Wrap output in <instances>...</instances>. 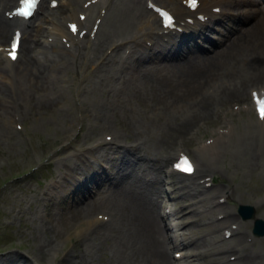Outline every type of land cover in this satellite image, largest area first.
Listing matches in <instances>:
<instances>
[{"label": "bare ground", "instance_id": "1", "mask_svg": "<svg viewBox=\"0 0 264 264\" xmlns=\"http://www.w3.org/2000/svg\"><path fill=\"white\" fill-rule=\"evenodd\" d=\"M15 1L16 0H0V44L5 39L8 27H18L22 33L19 46V57H17L14 62H9L5 58L6 61L4 60V62L0 63V114H5V110L3 109L8 107L6 106L8 105V100H13V102L16 98L19 100L18 96L21 97V93L26 95V97H24L26 101H30V98H33L31 93H39L38 100L36 99L30 103L31 109L40 105L49 106V102L45 101L46 99L43 100L40 98L45 97L47 93L52 95L57 89L67 87V71L71 70L73 72L75 70L76 73L78 69L81 68L83 72L86 69L85 66L89 62V59L91 63L95 62L93 57L97 54H94L91 58L89 54L94 51L96 52L107 42H110L108 44L111 45L109 46V51L113 53L106 56L107 53L101 51V53L99 52L98 56L94 58H100V60L106 58L115 65L112 69L113 71H109L110 77L107 74L109 72L106 70L109 79H114V81L109 85L110 88H102L104 92L108 93V91L112 89V84L120 83L121 80L123 81V71L135 67V71L138 72L137 79L139 80V84H143V86L149 87L160 94L158 101L161 102L164 110L171 106L173 108L177 107L176 109L186 110L191 114L192 112L195 114L201 113L204 114L205 117H208L214 110L211 104H214L215 101V105H218L230 96L237 98L243 97L246 93L244 81L249 77L245 73V67L248 65V57L254 62L252 63L254 65L252 66V71H250L253 72L251 77H264V26H262L264 20L254 11L240 10L239 4L243 3V1H235L232 3L235 15L237 16L239 13H242L243 20L253 17L254 21H252L250 25L239 27L237 30L238 23H242L243 20L237 19L236 21L238 23L235 22V24L230 22L231 26L228 28L229 30L225 38L228 45L224 50L219 49L213 52V54H209L206 61L203 62L202 68H199L197 66L198 64L195 62L197 61L196 57L198 55L192 57V53L202 46L193 45V42L194 40L202 38L208 33V30H216L217 28L204 29L198 34V31L202 29V25L196 24L190 28V31L194 33V38H190L188 41L176 42L171 45L172 48L177 49V52L173 50V53L170 54L169 50L160 53L161 49H164L157 45L147 51L151 45L147 47L143 43L150 39V35H144L143 37L140 35L137 37V33L143 29L145 23L149 24V28L155 29L156 20L149 12L153 21H145L142 14L144 13L142 12L143 7L140 5L142 1L106 0V3L100 6L103 7L105 11L103 14H100L99 9H97V3H91V5L89 4L90 6H85L83 0H64L63 10H65L66 13L62 16L60 23L55 25L53 28L54 30L50 27L47 28V21L41 17H38L39 20L36 22L34 20L31 22L29 20L24 21L22 19L15 20L6 18L3 15V11H9ZM49 1L50 0H41L38 5V11L39 9L54 11L53 8L48 6ZM201 1L207 3L209 0ZM166 2H168V4H164L163 7L167 8L172 13L174 12L176 18H181V16L184 15V11L181 9L182 7H179L176 0H166ZM58 5L60 4L56 1V6ZM56 6L54 8H56ZM75 11L76 16L79 12H85L86 16L84 20H79L77 17L74 19L75 17L73 16ZM97 17L100 19L97 36L91 43L89 50L85 52L87 50L86 41L81 43L78 38L69 34L66 27H63L62 22L64 21L65 23L66 21L76 20L79 26L85 27L89 25L92 18L96 19ZM47 19L52 21L48 16ZM158 26H160L159 21ZM100 28H102L101 33L99 31ZM234 30H236L235 34ZM55 31H60L59 35H55ZM44 33L48 35L51 33L54 35L52 44L42 39ZM61 36L67 38L66 42H70V47H65L64 43L59 40ZM113 36H116V38L113 39ZM138 39H141V41L138 42ZM216 41L217 40H209L210 43H216ZM29 43H31V45H29ZM132 43L136 44L131 46ZM169 46L170 44L168 47ZM125 49H128V51L125 52ZM148 53L150 54L148 55ZM111 56L113 57L110 59ZM158 57L165 58V62L162 65L157 68H152L155 64L142 65L141 67L144 70L142 69V72H140V64L138 63L145 59L155 60V58ZM166 59L168 61H166ZM130 61L133 62L131 63ZM56 68L60 69V72L56 71ZM145 72H148L149 75H147L148 73L145 74ZM227 72L233 74L232 81H226L220 86L218 91L211 95L207 96L205 89L202 91L203 84L212 81L214 78L221 81ZM52 81H60L61 83L57 88ZM137 88V86H134V91L132 93L133 97L140 94V90ZM33 90H35V92H33ZM80 90L91 97L96 95L95 89L89 87L88 81L81 83ZM110 96V100L107 99L105 103L101 104L96 109L95 122L91 125V128L97 132L101 128H105V126L101 124L102 119H106L104 117L105 112L107 113L108 110H114L116 100H114L115 98L114 96L112 97V94H110ZM56 100L55 98V101ZM199 100H201V102ZM136 101L144 103L145 100L136 97ZM26 105H29V103ZM10 107L16 108L21 112L23 111L22 107L15 103L11 104ZM170 108L169 110H171ZM130 109H132V107ZM152 109H155V107ZM6 118L7 115H0V134L2 130L5 131V129H8ZM167 119L169 120V118ZM149 120L152 119H148V121ZM164 123L166 125V122ZM158 124L156 126H158ZM165 125L162 126V128L165 127ZM252 127L253 126H251L249 122H239L236 126L232 127V132L230 129L225 139L221 140V148L224 151L226 150V152L224 153L219 150L220 155L214 150H211L212 153L220 158L225 156H227V158H232L233 155L239 153L247 163V166H258L260 158L263 157L258 150V142L254 141V139L257 138L258 134H264V129L258 131L255 137ZM88 128H90V125L87 126V129ZM155 130H153V132ZM158 130H160V127ZM138 131L139 130H137V132ZM112 132L113 144L108 148L102 149L97 147L98 145L93 144H89L85 147L78 146L74 150L75 152H71L67 157L60 159V162L64 166V171L58 173L56 177L57 179H61L62 175L63 177L70 175L74 179V174L77 171L83 175L81 180H83V182L85 181L86 188L81 189L76 195L75 198L77 201L85 197L83 193L84 190L90 193L95 189L101 192L113 190L112 197L105 196L102 200L97 201L99 204L94 201L85 202L83 206H79L83 207L82 210H76V207L72 210L74 215L81 211L89 210L91 206L104 208L103 210L108 217L107 220L99 221L91 217L88 221H91L92 225L88 227V235L86 237L96 238L97 240H99V238L107 241L109 240V247L111 248L110 253H112L110 256H112L113 264H171L169 249L172 247H181L183 249V254H185L183 260L187 261L185 264H264V252L251 244L253 242L251 238L248 239V241H250V243H248L247 238L245 239L241 237V235H238L235 241L231 243L228 242L235 234L241 232L239 230L240 226L238 221H230L237 223L236 229L232 232L231 237H229L230 239L226 240L218 236H216V239H213L212 236H210L213 231L217 234V231L219 232V228L222 226V223L220 224L218 221L214 222L213 219H215V217L211 219L210 211L214 208H221L224 204H227L228 200H232L227 190L221 189V193L219 192V195H216L217 197H223L222 202H219L215 200L217 198L216 196H211V194L215 193L213 190L208 191L207 188L201 189L194 179H189L181 174H175L165 170L164 166L168 162L169 155L167 152L165 153V150L160 151V149L167 141H158V139L152 141L149 139L150 142L148 146H145L144 140H142L140 134L136 132L133 134L138 136L136 138L141 139H139L140 142L133 141L135 139H132L129 140L130 144H125L123 141H125L126 133H122L121 130V134H119L118 131H116L117 133L114 131ZM79 134L80 133H77L79 136L78 139H83V141L86 142L89 134L87 132L82 135ZM57 140L60 142L61 137H58ZM96 149L98 152L94 151ZM210 149L215 148L212 147ZM86 151L92 155L90 158L87 157L80 160L79 156ZM205 158H209V156L207 155ZM75 159L77 160L74 162ZM198 161L200 163H207L210 162V159L202 161L198 158ZM89 162H93L95 166L93 167L91 164H88ZM109 168L111 170H109ZM139 169L142 175H137L135 173L138 172ZM250 170H252V168ZM209 175L212 176L211 174ZM119 179H121L123 183V185L121 184L122 188L115 186L116 190L112 189ZM104 183H108V185H112L113 187L106 186ZM100 185L102 186L98 188ZM47 187L51 186L47 185ZM136 187H138V189H136ZM53 194L55 197L57 196V193L54 191ZM200 194L205 195L200 196ZM209 201L213 204V207L209 208L207 205V207H204ZM103 202H105V204H100ZM162 205L163 207L169 206L170 212L162 213V210L160 211ZM92 207L90 208L91 210L93 209ZM91 210H89V212ZM186 210H189L188 213L185 212ZM218 212L223 214V218H221L222 222H224L225 219H231L233 216L231 210H220L216 213ZM84 213L83 215L87 214V212ZM56 220L59 221V219ZM56 220H50L47 223V221L43 219L42 224L43 226L50 225V231H53ZM163 220L168 229L165 233L162 232L163 225L161 221L163 222ZM61 221L64 222L63 219H61ZM197 224L200 226H196ZM209 226L213 227V230H211ZM84 231H86V229L83 230V232ZM37 237V240L33 243V247L29 250L28 258L20 257L16 253H8L4 255L6 264H36V262H43L44 260L47 264H51L50 255L48 256L47 250L49 247L50 249L52 247L54 248L55 245L52 244L53 246L51 247V238L48 235L42 234L41 238L39 236ZM262 240H264V238ZM85 244H83V247H79L80 249L78 248L77 252L81 255V262L88 261L87 257L91 262L90 257L93 254L91 247L92 241L85 242ZM167 244H170L172 247L170 246L168 249ZM97 245L99 246V243H97ZM56 249L57 248H55V250ZM232 250L234 253H229L228 256L234 254L233 259H236L234 262H230V260H227L224 256V253ZM67 253L68 251L64 252L59 258L55 256L52 259V263L60 264V258L63 259ZM71 253L73 256L77 255L76 251H71ZM94 257L95 256H93V258ZM81 258H79V260ZM3 264H5V262H3ZM89 264L93 263L91 262Z\"/></svg>", "mask_w": 264, "mask_h": 264}, {"label": "rangeland", "instance_id": "2", "mask_svg": "<svg viewBox=\"0 0 264 264\" xmlns=\"http://www.w3.org/2000/svg\"><path fill=\"white\" fill-rule=\"evenodd\" d=\"M88 1H90V0H88ZM139 1H141V0H139ZM158 1L160 3L165 2L166 4H168V2H166V0H158ZM107 5H109V4H107ZM140 5L142 6L143 2ZM63 9H64V0H60L59 8H57L54 11H44L42 9H39V16L38 17L43 18L45 21H47L48 24H51L50 28H52V30H54L53 29L55 27L54 24L56 25V24L60 23L62 16H64V14L66 13L65 10H63ZM142 12H144L142 14L145 15V17H149L148 12H145L143 9H142ZM47 16L49 18H51L52 21H49L47 19ZM38 17H37V21L39 20ZM237 19L243 20L242 13H239V15H237V16L235 15V18L232 19L231 23H234V24H235V22L238 23L236 21ZM252 21H254L253 17H249L248 19L243 20L242 23H238L236 30L239 27H245L247 25H250L252 23ZM9 29H10V27H8L7 33L9 31ZM101 30H102V28L99 29L100 33H101ZM236 30H234V34L236 33ZM89 31H90V28L88 29V32ZM211 31H214V29L208 30L209 33ZM59 32L60 31H57L55 33V35H59ZM46 35H48V34H46ZM48 36L51 37V40L50 41L45 40V41L52 44V38L54 37V35L50 33ZM87 36H88L87 34L84 35L83 39L87 40ZM89 38H90V36H89ZM115 38H116V36H113V39H115ZM42 39H44V38L42 37ZM109 43L110 42L104 43V45L102 47H100L101 50L99 48L97 50L98 52L94 51L95 53L94 52L90 53L89 57L91 58L94 56V54H97L96 56L93 57V60H94V58H96L98 56L99 52L101 53V51H104V49H106L109 46L108 45ZM29 45H31V43H29ZM199 50H201V49L194 51L192 53L193 54L192 57H195L196 52ZM127 51H128V49H125V52H127ZM104 52H106V51H104ZM149 54L150 53H148V55ZM112 57L113 56H111L110 59ZM160 59H163L165 61V59L163 57H160ZM206 59H207V57L205 58L204 62L206 61ZM247 60H248V62H247L248 65L245 67V73L249 77L246 78V80L244 81L245 89H246L247 85H249L253 82H254L253 84H255L256 81H258V82L261 81L264 84V77H260V78L251 77L253 72H250V71H252V66H254L252 63H254V62L251 61L250 57H248ZM144 61L145 60L138 63V64H141L139 67L141 70L140 72H142L143 68L141 66L142 65L144 66ZM1 62H4V60L2 58H0V63ZM90 62H91V60L89 59L88 63H90ZM130 62L132 63L133 61H130ZM88 63L86 65H88ZM93 63L89 64V66L93 65V66H91L90 69H92V68L98 69L99 68L98 70H95L91 73L87 72V73H85L86 75L83 73L82 75L79 74V75L75 76L74 73H72V75H74V76L71 77L72 79L69 78L70 82L68 81V86L65 89H63V88L57 89L56 94L53 95V97L57 96V97H55L57 100L63 99L62 101L65 102L68 106L73 105V107L75 108L73 113H74V115H76V120H78V122L83 120L85 116L87 117L86 119H84L82 121L81 131L85 130L84 126H87V124L89 122H93V120L90 116V113L83 116V111L80 110L81 109L80 107L82 105V101H81V99H80L81 97L78 95V91H77L78 90L77 86L79 84L78 81L79 80H87L90 85L92 84L91 87L93 89H95L96 92L100 91V89L101 90L105 89V87L107 88L112 83V81H114V80L109 79V77H110L109 71H113L112 69L114 67L112 64H110L111 62L106 63V64H102V65L101 64L98 65V62H95L94 64ZM155 63H156V60L151 59L149 61V63H146V64L150 65V64H155ZM146 64H145V66H146ZM95 65L96 66L98 65L99 67L98 66L96 67ZM136 66H137V64H136ZM88 67L86 69L88 71H90V69ZM106 70L109 73H107ZM135 70H136L135 67H132L131 69H129L127 71H123L122 72L123 81L121 80L120 83L112 84L111 85L112 89L110 90L111 93L110 92L108 94L100 93L101 95L96 94V95H99L98 101H103V103H105V101L107 99H109V100L111 99L110 94H112V97L114 96V98H115L114 100H116V103L114 104V106H115L114 110L113 111L108 110L107 113L105 112L104 117L106 119L103 118L101 121V124L104 123L106 125V123H107V125L110 126L109 127L110 129L116 130L118 132H120V130H121L122 133H126L127 134L126 138H125L126 144L127 143L129 144L130 143L129 140H132V139H135L133 141H136V142H140V140L142 139V140H144L145 146H148V143L150 142V140L154 141L155 139H158V141H167V143H165L163 146H161L160 151H164V150H166V148L168 149V147H170L171 145L174 146L175 145L174 142H176L178 145H180L184 149L193 150V148L191 146V141L193 139L198 138V136H202L203 138L206 137L205 134H201L198 132L204 131V130L209 131L212 129V126L210 124H205V125L203 124V125H201L200 129L196 132V131H194L195 126L192 124L193 123L195 124L196 120L200 119V118L205 119L204 122L206 123V120L211 119L212 117H216L218 115L214 111H216V109H219V108H215V107H219L221 104L228 103L229 101H231L233 99H238L237 97H231L230 96L218 105H214L215 104V102H214V104H211V106L213 105L212 107H214V110L212 111V113L208 117H205V115L201 114V113L195 114L192 112V114H191L186 110L176 109L177 107L176 108L174 107L175 108L174 109L171 106H170L171 108L169 107L171 110H169V108L164 110L161 102L158 101L160 94L157 91L150 89L149 87L143 86V84H139V80L137 79L138 72ZM70 71L68 70V75H71ZM106 73L108 74L109 77L107 76ZM147 73L148 72H145V74H147ZM95 75L97 78L95 77ZM147 75H149V73ZM87 76H88V79H87ZM99 78H101V79H99ZM232 78H233V74L230 72H227L223 76L221 81L218 82V84L217 83L214 84L213 82H210V81L207 82L206 84H203L202 85V91L204 89L206 90V86H208V87H210V91L206 95L207 96L211 95L214 92L218 91L220 86H222L226 81H228V82L232 81L231 80ZM97 80H98V82H97ZM96 83H97V85H96ZM134 86H137L138 87L137 89L140 90V94L136 95V97H138L142 100H145L144 103L143 102L142 103L137 102L136 97H133L132 93L134 91ZM57 87H58V85H57ZM114 90H115V92H114ZM116 90H118V91H116ZM58 91H62V92H58ZM31 92H29V93H31ZM33 92H35V90H33ZM245 92H246V90H245ZM38 94L39 93H37V92L31 93V96H33V98H30V101H26L24 99V97H26V95H23L21 93L20 94L21 97L18 96L19 100L17 98L15 99L14 102H13V100H8V102H7L8 105H6L8 107H6V109H3V110H5V114H0L2 116L8 115L9 117H7V118H10V113H11V119H12V115L14 112H17L20 115L19 117H17L16 120H14L12 122H10V121L7 122L8 129H5L6 132L4 130H2L1 134H0V261H1L0 264H3V262H5V264H6V261L4 260V255H7L8 253H16L20 257H23V258L27 257L28 258L29 250L33 247V243L38 238L37 236H39L41 238L42 234L48 235L51 238V247L53 246L52 244L55 245L54 248L52 247L50 249V247H49V249L47 250L48 256L49 255L51 256L52 252H53L52 255H54L55 252L59 249L57 251L58 255L56 253V256L59 258L61 256V252H62L61 250L62 249L68 251V253L64 257L65 259L63 258L64 261L62 258H60V261H61L60 264H65V263L66 264H89L91 262L93 264L95 262H96L95 264H113L112 263L113 262L112 256H110L112 254V253H110L111 248L109 247L110 241L109 240L108 241L103 240L102 238H99V240H97L96 238L86 237L88 235L87 231L83 232V230H85V227H84L85 225H83V223H81V221L79 219H76V217L82 216L84 212L85 213L87 212V214L89 213L90 214L89 218L91 219V217H93V214L95 212L106 213L103 210L104 208L91 206L93 209L91 210L90 209L91 207H89V210H91L90 212H89V210L81 211V212L76 213L74 215L72 212V210L75 207H76V210H82L83 207H79V206H83V203H85V202H93L94 201V202L99 204V202H97V201L102 200L105 196L112 197L113 190H107L105 192H101V191H98L95 189L91 193L87 192V190H84L83 193H84L85 197L81 198L80 201L79 200L77 201V199L75 198L76 196H74L75 194H73V192L71 193L70 189L69 190H67L65 188L61 189L59 196L57 195L56 197L54 195H51V190H54L53 189L54 185L51 186V184H53L51 182V178L54 176V174H56V176H57L58 171H60L61 167H64V166L60 162V160L58 162L54 163L56 158H53L54 161L52 163L47 164V158L49 156H51L52 153H53V155L55 154L54 150L60 148V146H57V143L55 144V142H53V141H55V138L59 137V135H60V137L63 134L67 135L68 133L71 132L72 127L68 126L63 130L64 122L69 121V112L67 110L65 112V109H61L58 105L51 107V103H49V106L48 105H45V106L40 105V106L33 107V109H31L30 103H32V101H35L36 99L38 100V96H39ZM57 94L60 96H58ZM49 96H51V94H49ZM107 96H110V97H107ZM60 97H61V99H60ZM100 97H101V99H100ZM76 100H77V102H76ZM87 100H88V98H87ZM199 101L201 102V100H199ZM20 102H22V104H23V107H22L23 111L22 112L20 110H17L16 108L10 107L11 104L15 103V104L19 105ZM27 103H29V105H26ZM22 104L20 106H22ZM224 105L225 106L223 108H226L227 106H229L228 104H224ZM131 107L133 110H135L139 114H137L135 111L130 109ZM154 107H155V109L159 108L157 112L154 111V109H152ZM223 108H221V109H223ZM25 109H26V111H25ZM0 111H1V109H0ZM159 111H160V113H159ZM166 111H167V113H166ZM95 112L97 113V110H95ZM99 112H101V111H99ZM24 115H25V117H24ZM165 115H166V117H165ZM250 115L252 116L251 113L247 114L244 112H240L239 114H235V113L232 114V118L234 121L239 120L240 118H243L245 121H247L249 119H246V118L250 117ZM152 117L154 118V120ZM167 118H169V120ZM148 119H152V120L148 121ZM164 119H165V121H164ZM171 119H172V121H171ZM226 120H227V118L226 119L219 118V123L222 124ZM153 121L156 123H154ZM151 122H153V123H151ZM164 122H166V125ZM13 123L15 125H17L19 128H14ZM249 123L251 124V126H253L252 120H249ZM157 124H158V126H156ZM164 125H165V127L162 128V126H164ZM155 127H156V130H155ZM159 127H160V130H158ZM255 127L257 129L256 122H255ZM134 128H135V131H134ZM103 129L101 131H103ZM152 129L155 131L153 132ZM262 129H264V126H261V128L257 129V131H255V129H253V127H252V130L254 131L255 137L257 136L256 133H258V131H260ZM137 130H139L140 132L139 131L137 132ZM106 131H110V130H106ZM145 131H147V132H145ZM87 132L89 134H91V135H89L90 138H88L90 140H87L88 142H91V140L93 138H95L96 136L99 135L98 132L97 131L94 132L93 129H91V130L88 129ZM136 132L140 134L141 139L136 138L138 136L136 134H133ZM148 134H150V135H148ZM187 134H192V135L189 136ZM263 135L264 134H258L257 138L254 139V141L258 142V150H259L260 154L262 155V157H263V153L261 151H262V147H263L262 145H264V136ZM186 136H188L189 139H186ZM61 140H62V138H61ZM81 140L82 139L79 140L76 138L74 140V143H72V145L73 146L83 145ZM62 141L66 144L67 150H71V145H69V142H67V139H63ZM79 141H80V143H79ZM51 142H53L54 144H52L50 148H47L45 146V143H48L50 145ZM142 143H143V141H142ZM89 144H91V143H89ZM166 146H168V147H166ZM63 147L66 150V147L65 146H63ZM75 149L76 148H74V150ZM74 150L72 152H75ZM66 153H68V152L66 151ZM69 153H71V152H69ZM91 155L92 154H90L86 151L85 153L83 152L82 155H80L79 157H80V160H82V159H85L87 157L90 158ZM207 155L209 156V158H205V156H207ZM205 156L204 157L200 156L199 158L202 161L210 159V162L200 163L198 161L199 163H197V166H198L197 175L198 174L199 175H205V174H207V175L211 174L212 175L215 171L213 161H215L214 159L217 156H215L214 153H212V151H209V150L207 151ZM77 159H75L74 162ZM231 159L235 162H233V161L227 162L226 161L225 163H219L216 166L217 171L215 172V174H216L215 176L217 177V179L215 178V182L213 183L212 188H207V189H208V191L213 190V192H215L214 194H211V196H216L217 194L219 195V192L221 193L220 190L223 189V188H221V186L223 187L224 185L228 184L231 188L227 187L226 190L228 191L230 198H232V200H228L227 204H224L221 208L212 209L210 211L211 219H213L215 217V213L217 211L231 210L233 212L232 218L231 219H225L224 221L225 222H227V221L229 222L231 220L232 221L233 220L238 221L237 215L234 212L233 207H235L238 203H246L248 201H249V203H252V200L257 198V197H260L263 200L260 204L254 205V207H253L254 214H256L259 217H261L262 219H264V160H262V158H260L258 166L249 167V166H247V163L244 161L243 157H241L239 153H236V155H233ZM165 167H166V165L164 166V168ZM251 168H252V170H250ZM109 170H111V169L109 168ZM138 172L141 173V170L139 169ZM198 177H200V176H198ZM119 181H121V179H119L116 182V184H114V187L112 189L116 190V187L122 188V186L118 184ZM104 184L106 186H110V185H108V183H104ZM120 184L123 185V183H121V182H120ZM47 185L51 186V187H47ZM101 186L102 185L98 186V188H100ZM214 187H216V188H214ZM46 188H47V190H46ZM43 189L45 190V192L46 191L48 192L46 194L47 196L45 197V199L41 198L45 194V192L44 193L42 192ZM136 189H138V187H136ZM58 191L59 190L54 191V192L58 193ZM222 191H224V190H222ZM77 192L78 191H76L75 193H77ZM96 192H100V193L97 194L99 196H98L97 200L95 201V200L91 199V195H96ZM262 192H263V194H262ZM136 193H138V192H136ZM205 194H200V196H204ZM100 204H105V202L100 203ZM164 209L166 211H164ZM93 210H96V211L92 212ZM161 210H162V213H165V212L169 213L170 207L169 206L163 207V205H162L160 211ZM188 211L186 210V213ZM71 215H72V217H71ZM60 218L63 219L64 222H62ZM43 219L45 221H47V223L50 220L59 219V221L56 220L55 227L53 228V231H50V225L49 226L48 225L43 226V224H42ZM161 223L163 225L162 232L165 233V231L168 230L167 226L164 224V220H163V222L161 221ZM196 226L199 227L200 225L197 224ZM239 226H240L239 230L241 232L235 234L230 240H228V242L231 243V242L235 241V239L237 238L238 235H241V237H243L245 239L248 238V236H249L248 231L245 229V227H243L242 223L239 222ZM248 226L249 225L247 224V227ZM209 228L212 230L213 227L209 226ZM79 230H81V231H79ZM43 231H45V232H43ZM48 231H49V233H48ZM78 232H80V233H78ZM217 235L219 236L218 231H217ZM82 238H83V240H82ZM249 238H251V237H249ZM263 238H264V235L254 237V239L251 238V240H253V242L251 244H253V246L256 247L257 249L264 252V240H262ZM85 240H87V241H85ZM74 241H76V242H74ZM89 241H92L91 247H92L93 254L90 257L91 262H90L88 257H87L88 261L81 262L82 258H81V255L78 254L77 249L79 247L80 248L83 247V244H85V242H89ZM72 242H73V244H72ZM247 242L250 243V241H248V240H247ZM97 243H99V246L97 245ZM96 246H98V247H96ZM170 246H168V249L170 248ZM55 248H57V249L55 250ZM176 248H178V247H176ZM71 251H76L77 255L73 256ZM49 252H50V254H49ZM95 252H96L97 256L95 255ZM229 253H234V251L232 250V251H228V252L224 253L225 258H226V255H228ZM230 255L234 256V254H230ZM50 256H49V258H50ZM93 256H95V257L93 258ZM79 258H81V259L79 260ZM71 260H72V262H71ZM235 260L236 259H232V260H230V262H234ZM36 264H47V262L44 260L43 262L42 261L36 262Z\"/></svg>", "mask_w": 264, "mask_h": 264}, {"label": "snow or ice", "instance_id": "3", "mask_svg": "<svg viewBox=\"0 0 264 264\" xmlns=\"http://www.w3.org/2000/svg\"><path fill=\"white\" fill-rule=\"evenodd\" d=\"M37 4V0H23V7L20 9V11L17 13L19 16L21 17H30L33 14V9L35 8ZM53 7H55V2H53ZM197 6V0H189V7L191 8H196ZM157 12L160 13V15L163 17V22H164V26L166 28H170L173 24V17L170 16L167 12H160L159 9H156ZM81 19H83V17H81ZM71 30L72 32L75 34L77 31V28L75 25H71ZM20 41H21V36L20 33L17 32L15 34V39L12 42V48H11V53H10V57L13 61H15L17 59V49L20 46ZM260 107H259V111H260V118L261 120H264V101H259L258 102ZM184 167H182V171L185 173H192L193 168L192 166L188 163L187 159H185L183 162Z\"/></svg>", "mask_w": 264, "mask_h": 264}]
</instances>
